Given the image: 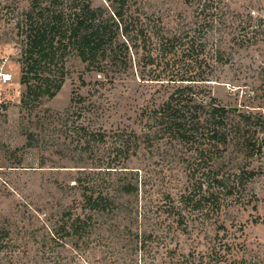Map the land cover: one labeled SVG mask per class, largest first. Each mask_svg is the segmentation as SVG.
<instances>
[{"label": "rangeland", "instance_id": "374dc122", "mask_svg": "<svg viewBox=\"0 0 264 264\" xmlns=\"http://www.w3.org/2000/svg\"><path fill=\"white\" fill-rule=\"evenodd\" d=\"M30 7L31 0H0V56L14 76L0 111V264H264V147L249 156L231 143L218 156L220 172L247 165L258 174L244 191L248 204L232 195L213 207L211 163L163 132L154 110L174 84L154 79L162 64L142 50L107 76L67 52L57 94L24 102ZM132 10L181 41L169 54L180 69L174 64L161 78L178 79L183 63L205 58L209 80L198 85L206 100L216 98L235 120H264V0H135ZM126 138L127 158L119 155ZM89 188L113 207L90 210ZM184 194L193 200L181 206ZM77 218L86 226L80 233L70 227Z\"/></svg>", "mask_w": 264, "mask_h": 264}, {"label": "trees", "instance_id": "16d2710c", "mask_svg": "<svg viewBox=\"0 0 264 264\" xmlns=\"http://www.w3.org/2000/svg\"><path fill=\"white\" fill-rule=\"evenodd\" d=\"M133 1L105 0L104 4L95 5L93 0H31L26 15L29 26L23 32L25 38L20 61V82L26 86L24 102L26 98L41 95L52 98L57 94L65 81L63 68L58 65L59 62L64 63L62 57L67 52L74 51L87 69L107 76L112 69H125L128 64L132 65V56L142 50L147 53L149 63L157 60L156 65L162 64L163 74L159 72L154 79L174 84L166 100L154 110L163 132L192 143L200 150L199 158L202 156L211 163L207 173L211 190L206 199L213 207H219L228 196L236 195L241 204H248L250 198L247 199L244 191L258 174L257 170L240 165L234 170L220 172L215 163L231 143L244 155L261 153L264 138L260 132L264 120L250 113H241L235 120L231 118L234 111L217 103L216 98L209 95L206 100L208 91L198 85L209 80L206 67L209 68L210 64L205 58L183 63L186 69L178 79L161 78L169 73L165 69L174 64L180 69L178 63L181 60H172L169 54L181 41L160 34L158 24L132 10ZM81 83L87 84L84 80ZM84 130L90 137L104 138L102 133L92 134L86 128ZM130 140L126 138V143L121 144L120 156L124 154L127 158L131 147L127 146L131 145L127 141ZM182 197L180 205H188L193 200L191 194ZM84 202L90 210L113 207L107 195L102 192L95 195L92 189L84 192ZM193 207L199 206L194 204ZM83 224L84 221L77 218L70 227L80 233L86 230ZM179 224L183 230L186 229L183 220Z\"/></svg>", "mask_w": 264, "mask_h": 264}, {"label": "built area", "instance_id": "2783aa9c", "mask_svg": "<svg viewBox=\"0 0 264 264\" xmlns=\"http://www.w3.org/2000/svg\"><path fill=\"white\" fill-rule=\"evenodd\" d=\"M14 80V76L11 70L6 67V58L0 56V111L2 110V91L9 84H12Z\"/></svg>", "mask_w": 264, "mask_h": 264}]
</instances>
